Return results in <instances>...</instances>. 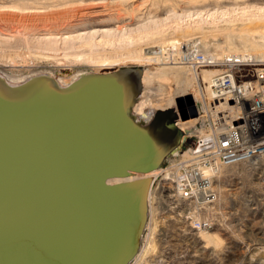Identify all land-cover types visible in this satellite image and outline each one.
Returning a JSON list of instances; mask_svg holds the SVG:
<instances>
[{
    "label": "water",
    "instance_id": "water-1",
    "mask_svg": "<svg viewBox=\"0 0 264 264\" xmlns=\"http://www.w3.org/2000/svg\"><path fill=\"white\" fill-rule=\"evenodd\" d=\"M140 77L130 65L79 72L62 85L48 74L0 79V264L134 257L147 217L145 174L178 148L175 119L186 118L174 108L135 118Z\"/></svg>",
    "mask_w": 264,
    "mask_h": 264
},
{
    "label": "rangeland",
    "instance_id": "rangeland-1",
    "mask_svg": "<svg viewBox=\"0 0 264 264\" xmlns=\"http://www.w3.org/2000/svg\"><path fill=\"white\" fill-rule=\"evenodd\" d=\"M263 6L264 0H0V71L49 70L53 74L60 72L62 75L58 77L62 78L64 72L79 69L101 72L125 65L148 69L169 67L165 63L159 65L160 61L143 60V54L168 41L189 36L200 37L204 42L224 39L227 33L264 34ZM244 8L253 12L241 15ZM207 13L214 16L208 18ZM91 58L106 59L107 63H95ZM156 79L152 76L146 81L141 98V103L146 99L152 104L139 103L138 107L149 110L161 104L164 108L174 107L187 118L178 119L186 135L177 148L178 153L168 155L160 165L162 168L191 145L197 125L195 121L193 126L186 122L195 118L199 102L190 91L165 105L167 96L180 85L172 76L167 81ZM215 185L222 224L215 229L222 237L215 255L222 252L230 264H240L242 249L247 243L243 238L252 239L242 235L243 225L248 224L252 213L247 208L258 203L254 219L264 217V162L224 168L217 175ZM152 216L153 210L154 222ZM207 256L210 255L200 258Z\"/></svg>",
    "mask_w": 264,
    "mask_h": 264
},
{
    "label": "built area",
    "instance_id": "built-area-1",
    "mask_svg": "<svg viewBox=\"0 0 264 264\" xmlns=\"http://www.w3.org/2000/svg\"><path fill=\"white\" fill-rule=\"evenodd\" d=\"M187 44L179 47L180 52L178 47L166 48L165 60L194 72L212 65L214 72L208 91L201 90L205 103L196 110V134L185 156L178 154L151 180L149 202L155 222L152 230L144 229L149 247L140 241L127 264H196L200 259V264H230L199 235L222 225L215 179L224 168L264 162V62L231 53L216 59L201 53L199 41ZM257 204L247 208L252 213L242 235L252 239L243 238L247 243L240 264H264L257 252L264 246V217L254 219ZM204 254L210 256L200 258Z\"/></svg>",
    "mask_w": 264,
    "mask_h": 264
},
{
    "label": "bare ground",
    "instance_id": "bare-ground-1",
    "mask_svg": "<svg viewBox=\"0 0 264 264\" xmlns=\"http://www.w3.org/2000/svg\"><path fill=\"white\" fill-rule=\"evenodd\" d=\"M238 10H240V9H238ZM255 10H256V8H255ZM262 10H264V8H262ZM249 11L250 10L247 11L244 8L243 10H241L240 14L245 15V14L251 12V11L250 12ZM257 12H261V9L257 8ZM237 14H239V13H237ZM221 15L226 16L225 13H222ZM213 16H214V14L207 13L206 17L211 18ZM196 17L198 18V14ZM257 33L258 34L254 33L253 35H247L248 33L247 34L243 33V34H239V35L227 33L225 35L224 39L220 38V39H214L213 41L208 40V41H204V42L201 40L200 37L189 36V37H185V38L174 39V40L168 41L166 43H163L162 45L156 47V49L153 50L154 52L152 50L147 51L145 54H143V57H142L143 60H151V61H156V62L160 61V63L158 62L159 65H162V64L164 65V63H165V64H168L169 67H164V66L155 67V66H153L152 69L151 68L148 69L146 67L142 68L141 66H139V67H141V77H140L141 90H140V93H139L137 99L135 100L134 104L131 106V110H130L131 114L137 119H143L147 114H149L150 111L156 110V108H158V109L174 108V107L164 108V107L159 106L161 104L155 105L156 108H153V109L149 108V110L146 108L144 109L143 107H138L139 103H141V98L143 96L144 85H145L146 81H148V79H150V78L152 79V76H153V78H157L158 80L165 79L166 81L170 78V76H172L177 81V83H179V85H180L179 88H177L174 93L169 94L166 99L164 98L166 100L165 105H170L172 102H174L176 97L190 93V91H193V93L195 94V97H196L195 99H196V101L199 102V105H201V106L204 105V103H205L204 97L206 95L202 91H208L207 83L209 82V78L211 77V75L214 72V67H211L212 65H205V67H200V68H198V71H195V72L188 69V68H185L184 70H175L177 68H174V66H178V67H184V66H181L179 64H175V62H173L174 64H171L165 60L164 57L166 54V48L168 49L169 46H170V48H173V49L178 47L176 49L178 52H180L179 47L182 44L188 45L187 43H193V42L199 41L200 47L202 48L201 53L203 55L210 53L211 55H213L214 58L218 59V58H221L224 54H230V53L231 54H241V55L246 54V55H251V56L253 55L258 60L264 62V51H263L264 50V34L259 33V32H257ZM185 42H187V43H185ZM210 48H212L214 51H211ZM248 50H251V52H247ZM225 51H230V52L224 53ZM234 51L241 52V53H235ZM252 51H254V52H252ZM153 54H155V55H153ZM175 55H176V53H175ZM87 60H89V59L87 58ZM91 61H93L95 63L100 62L101 64L103 62L107 63L106 59H101V58H97V59L91 58ZM85 62H86V60H85ZM89 62H90V60H89ZM212 62H215V61H212ZM125 66H130V65H125ZM134 66H138V65H134ZM120 67H123V66H120ZM117 68H119V67H117ZM115 69L116 68H113V69H110L107 71H112ZM86 71H88V70H86ZM79 72H84V71L81 69L75 70V71H67V73L63 74L62 78H59L58 77L59 75L57 73L53 74L49 70H40L38 72L37 71H34V72H5V71L2 72V71H0V79L8 85H14V84L19 83L21 80L27 79L29 77L42 76V75L48 74V76L52 80H54V82L57 85H62L64 83L68 82L70 79H73V77L75 75H77ZM91 72H95V71H91ZM101 72H105V71H101ZM164 99H162L161 101H163ZM145 100L142 101V103L144 105L148 106L149 104H152V102L150 100H147V101H145ZM142 103H141V105H142ZM133 109H135L137 111V113H135L133 111ZM174 111H175V113L177 112L175 110V108H174ZM178 119H179V117H177L175 119V125L178 127V129H180V131H182L183 135H186V130L178 125ZM185 119H187V118H185ZM185 119H181V120H185ZM195 120H196V118H193L191 120H187L186 123L188 126H193ZM180 124H181V122H180ZM195 134H196V129H195ZM177 151L178 150L175 149L171 152V154L176 153ZM185 154H186V150L181 151V156H185ZM160 171H161V167H158V168L153 169V170L149 171L148 173H146L145 176H149L150 180H152V178L155 177L157 175V173ZM136 176H139V175H136ZM216 194L218 195L217 191H216ZM149 196H150V187H149L147 198H146L147 217H146V221L144 224V229H146L148 231L152 230V227L150 228V224L153 223L152 218H151L152 208H151V205L149 202ZM232 226H234V225H232ZM144 229H143V232L141 233L140 241L144 242V240H145L143 245H145V243H147V247H149L148 243H150L151 241L147 242L148 235L147 234L144 235ZM199 235H200V238L202 239V242L207 247H213L214 249H217L222 244V237L220 236L221 234L218 233V231H216V230L201 231L199 233ZM140 244L141 243L139 242V247H140ZM152 245L153 244H151L150 247H152ZM139 247H138V249H139ZM257 252H258V255H261V257L264 258V250L263 249L261 250V248H260V252L259 251H257ZM253 254H254V252L252 253V255ZM262 261L264 262V260H262Z\"/></svg>",
    "mask_w": 264,
    "mask_h": 264
}]
</instances>
